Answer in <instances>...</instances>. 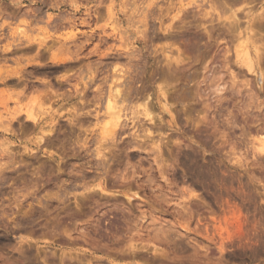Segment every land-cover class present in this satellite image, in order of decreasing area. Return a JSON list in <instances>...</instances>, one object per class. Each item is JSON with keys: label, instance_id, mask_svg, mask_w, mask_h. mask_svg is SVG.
<instances>
[{"label": "rangeland", "instance_id": "1", "mask_svg": "<svg viewBox=\"0 0 264 264\" xmlns=\"http://www.w3.org/2000/svg\"><path fill=\"white\" fill-rule=\"evenodd\" d=\"M263 11L264 0H0V210L39 221L0 245L22 235L28 254L48 264H144L154 246L169 264L218 256L256 264L264 256ZM119 75L123 117L108 142L104 92ZM248 227L260 243L227 251L233 228Z\"/></svg>", "mask_w": 264, "mask_h": 264}, {"label": "clouds", "instance_id": "2", "mask_svg": "<svg viewBox=\"0 0 264 264\" xmlns=\"http://www.w3.org/2000/svg\"><path fill=\"white\" fill-rule=\"evenodd\" d=\"M264 196V191L260 193ZM2 203V202H0ZM264 203V201H261ZM20 216L21 219L17 220L16 217ZM250 223V222H249ZM39 224L38 220H34L31 224L28 221L23 220V213L21 211L10 212L7 215L3 214L0 210V228H3L4 231L0 232V236H5L6 234H13L10 230H21L26 229L27 227L34 226ZM255 232L252 227H248L246 232L243 235H237L235 229L232 230V243L226 249L231 252L233 255H236L238 251H242L244 248H251L254 245L260 243L258 239H254ZM16 243L9 245H0V264H48L47 257L30 256L28 247H25L28 244V241L24 236H16ZM219 247V244L217 245ZM148 253V256L145 258L144 264H169V257L167 253L158 246H154L152 251H149L147 248L144 249ZM54 256L55 253H52ZM207 252L205 251V256ZM174 257L172 260L174 261ZM200 264H209L207 260H202ZM215 264H229V260L221 259V257H216ZM256 264H264V256L260 257Z\"/></svg>", "mask_w": 264, "mask_h": 264}, {"label": "bare ground", "instance_id": "3", "mask_svg": "<svg viewBox=\"0 0 264 264\" xmlns=\"http://www.w3.org/2000/svg\"><path fill=\"white\" fill-rule=\"evenodd\" d=\"M189 5H190V3H189ZM189 5H188V6H189ZM149 11H150V10H149ZM149 11H146V12L148 13ZM234 11H235V10H234ZM234 11H233V12H234ZM263 12H264V11H263ZM108 13H109V12H108ZM147 13H146V14H147ZM235 13H236V12H235ZM261 13H262V12H261ZM148 14H149V13H148ZM232 14H233V15H232ZM107 15H108V14H107ZM231 15L233 16V17L231 16V17L233 18V19H232V18H231V19L234 20V18H235V14L231 12ZM261 15H263V14H260V16H261ZM261 17H262V16H261ZM261 17H260V18H261ZM149 18H150V17H149ZM229 18H230V17H229ZM229 18H227V19H229ZM262 18H263V17H262ZM231 19H229V20H231ZM235 19H236V20H234L233 22L237 21V17H236ZM150 20H151V19H150ZM225 20H226V19H225ZM231 22H232V21H231ZM231 22H229V23L232 25L233 23H231ZM235 23H236V22H235ZM237 23H238V22H237ZM237 23L235 24V26L238 25ZM233 25H234V24H233ZM233 25H232V26H233ZM168 26H169V24H168ZM168 26H165L166 29L169 28ZM249 26H250V25H249ZM230 27H231V26H230ZM233 27H234V26H233ZM237 27H238V26H236V30H238ZM231 28H232V27H231ZM231 28H228V30L231 29ZM20 29H21V28H19V32H18V33L15 32V34H16V33H17V35H18V34H22V33L24 34V32H23V31H24L23 28H22L23 31H21ZM166 29H165V31H166ZM232 29H233V28H232ZM232 29H231V30H232ZM234 29H235V28H234ZM234 29H233V30H234ZM17 30H18V29H17ZM233 30H232V31H233ZM236 30H234V31H236ZM15 31H16V30H15ZM112 31H113V30H112ZM114 31H115V30H114ZM145 31H146V30H145ZM229 31H230V30H229ZM105 32H106V31H105ZM13 33H14V32H13ZM23 34H22V35H23ZM72 34H73V33H72ZM104 34H105V33H104ZM65 36H66V35H65ZM71 36H72V35H71ZM17 37L20 38V35L17 36ZM17 37H16V38H17ZM247 37H248V36H247ZM21 38H22V37H21ZM38 38H39V37H38ZM40 38H41V37H40ZM64 38H65V37H64ZM31 39H32V38H31ZM35 39H36V38H35ZM44 39H46V38H44ZM61 39H62V38H61ZM239 39H240V38H239ZM38 40H39V39H38ZM40 40H41V41H40L41 43L39 42L40 44H42V42L44 43V40H43V39H40ZM42 40H43V41H42ZM237 40H238V39H237ZM20 41H21V40H20ZM32 41H33V40H32ZM34 41H35V40H34ZM56 41H58V39H57ZM242 41H246V39H245V40H242ZM242 41H241V42H242ZM73 42H74V41H73ZM249 42H250V41H249ZM39 43H38V44H39ZM45 43H46V41H45ZM45 43H44V44H45ZM238 44H239V42H238ZM64 45H65V43H64ZM66 45H67V43H66ZM251 45H252V44H251ZM253 45H254V44H253ZM19 46H20V45H19ZM19 46H16V48L18 49ZM22 46H24V45H22ZM50 46H51V45H50ZM60 46H61V45H60ZM60 46H58V47L60 48ZM82 46H83V45H82ZM127 46H128V44H127ZM239 46H240V45H239ZM254 46H256V45H254ZM131 47H132V45H131ZM131 47L129 46V48H131ZM252 47H253V46H252ZM256 47H257V46H256ZM5 48H6V47H5ZM16 48H15V50H17ZM20 48H22V47L20 46ZM28 48H30V47L28 46ZM31 48H32V47H31ZM31 48H30V50H31ZM50 48H51V47H49V49H50ZM132 48H133V47H132ZM236 48H238V47H236ZM253 48H254V47H253ZM259 48H260V47H259ZM63 49H64V48H63ZM123 49H124V48H123ZM25 50H26V49H25ZM25 50L23 49V51H25ZM124 50H125V49H124ZM236 50H237V49H236ZM254 50H255V49H254ZM254 50H253V51H254ZM256 50H258V47H257ZM256 50H255V51H256ZM20 51H21V50H20ZM58 51H59V50H58ZM128 51H131V50H128ZM237 51H238V50H237ZM258 51H259V50H258ZM258 51H256V53H257ZM13 52H15V51H12V53H13ZM51 52H52V51H51ZM51 52H48V53H51ZM60 52H61V51H60ZM60 52H59V54H60ZM67 52L70 53V51H68V50H67ZM76 52H77V51H76ZM235 52H236V51H235ZM64 53H65V52H64ZM69 53H68V54H69ZM123 53H125V52H123ZM239 53H240V55H241V50L239 51ZM125 54H126V53H125ZM130 54H131V53H130ZM257 54H258L257 57L259 58L260 51H259ZM257 54H255V58H256V55H257ZM118 55H119V54H118ZM236 55H237V53H236ZM240 55H239V56H240ZM243 55L246 56V58H248L249 55H250V53H249V51L246 49V50L244 51V54H243ZM37 56H38L39 59H42V58H43V55H41V54H38ZM68 56H69V55H68ZM68 56H63V57H66V58H67ZM119 56H121V55H119ZM119 56H118V57H119ZM127 56H128V55H127ZM239 56H238V57H239ZM35 57H36V56H35ZM47 57H48V56H47ZM116 57H117V56H116ZM118 57H117V58H118ZM129 57L131 58L132 55H129ZM129 57H128V58H129ZM167 57H169V56L167 55ZM117 58H115V59H117ZM130 58H129V60H130ZM133 58H135V57H133ZM133 58H132L131 60H133ZM241 58H242V57H241ZM249 58H250V57H249ZM249 58H248V59H249ZM47 59H48V58H47ZM62 59H63V58H62ZM62 59H60V60L62 61ZM119 59H120V58H119ZM168 59H169V58H168ZM170 59H171V57H170ZM170 59H169V60H170ZM248 59H247V60H248ZM55 60H56V59H55ZM65 60H66V59H65ZM65 60H63V61H65ZM126 60H128L127 57H126ZM129 60H128V61H129ZM172 60H173V59H172ZM176 60H177V59H176ZM237 60H238V59H237ZM239 60H240V59H239ZM257 60H258V59H256V61H257ZM19 61H20V60H19ZM67 61H68V59H67ZM248 61H250V63H251L252 60H248ZM20 62L22 63V61H20ZM20 62H18V63H20ZM33 62H34V61H33ZM35 62H36V61H35ZM119 62H120V61H119ZM129 62L132 63L131 61H129ZM244 62H245V61H244ZM257 62H258V61H257ZM21 63H20V65H21ZM58 63H60V61H59ZM63 63H64V62H63ZM65 63H66V62H65ZM114 63H115V62H113V64H114ZM117 63H118V61L116 62V65L119 64V63H118V64H117ZM127 63H128V62H127ZM176 63H177V61H176ZM178 63H179V62H178ZM242 63H243V62H242ZM61 64H62V63H61ZM258 64H259V62H258ZM248 65H249V64H248ZM251 65H252V64H251ZM88 66H89V65H88ZM108 66H110V65L108 64V65H107V68H108ZM111 66H112V65H111ZM126 66H127V64H126ZM246 66H247V65H246ZM249 66H250V65H249ZM15 67H17V66H15ZM90 67H91V66H90ZM129 67H130V66H129ZM129 67H128V68H129ZM250 67H251V66H250ZM250 67H249V68H250ZM116 68H117V67H116ZM118 68L121 69L120 66H119ZM118 68H117V69H118ZM120 69L117 70L120 74H122V73H124V72H126V71H127V72L129 71V69H126V68H125L126 70L122 72L123 69H122V70H120ZM5 70H6V69H5ZM82 70H83V69H82ZM95 70H96V69H95ZM250 70H251V69H250ZM250 70H249V71H250ZM19 71H20V70H19ZM89 71H90V70H89ZM100 71H101V70H100ZM117 71L113 70L112 72H114V74H115V72L117 73ZM82 72H83V71H82ZM103 72H104V71H103ZM121 72H122V73H121ZM2 73H3V72H2ZM2 73H1V74H2ZM98 73H99V72H98ZM104 73H106V72H104ZM128 73H129V72H128ZM128 73H126V74H128ZM3 74H4V73H3ZM117 74H118V73H117ZM129 75H131V74H128V76H129ZM83 76H84V75H83ZM85 76H86V75H85ZM110 76H111V75H109V77H110ZM124 76H125V74H124ZM128 76L126 75L124 78L127 77L128 82H129V81L131 80V79H130L131 77H128ZM93 77H94V76H93ZM106 77L108 78V76H106ZM122 77H123V75H121V76L119 75V76L115 79V81H112V83H111L112 86H109V87L107 88V92H104V93H105V96H104V98H105V105H104L105 118H104V122H103L102 125H101V131H102V132H101V136H102L103 138H105L106 136H110V138H114L115 135H116V133H117L116 128H117V127H120V124H121V123H120V119L123 117V115L121 114V111H123L124 109L122 110L121 107H117L118 103H120L121 100H120L119 102H116V100H117L116 98H118V97L121 98V96H122V100L125 99V95H124L125 93L122 94V92H125V91H124V89H123L122 91L119 89V86L122 87V86H121L122 83H120V82H116V81H120V80L122 79ZM2 78H3V77H2ZM7 78H10V77H7ZM81 78H82V77H81ZM84 78H85V77H83V82H84ZM129 79H130V80H129ZM2 80H3V79H2ZM12 80H13V79H12ZM110 80H111V78H110ZM8 81H9V80H8ZM10 81H11V80H10ZM81 81H82V80H81ZM91 81H92V80H91ZM108 81H109V80H108ZM121 81L124 82V81H126V80H121ZM131 81L133 82V79H132ZM131 81H130V82H131ZM3 82H4V81H3ZM88 82H89V81H88ZM106 82H107V81H106ZM106 82H105V83H106ZM126 82H127V81H126ZM126 82L124 83L125 85H126ZM8 83H9V82H8ZM84 83H85V82H84ZM84 83H83V84H84ZM86 83H87V82H86ZM105 83H104V84H105ZM117 83H119V84H117ZM87 84H89V83H87ZM106 84H107V83H106ZM128 84H129V85H128ZM128 84H127V85L130 86V83H128ZM132 84H133V83H132ZM132 84H131V85H132ZM4 85H5V84H4ZM127 85H126V87L128 88ZM87 86H88V85H87ZM123 86H124V85H123ZM85 87H86V86H85ZM99 87H100V86H99ZM99 87H98V88H99ZM101 87H102V86H101ZM104 87L106 88L105 85H104ZM104 87H103V89H105ZM131 87L133 88V86H131ZM124 88H125V86H124ZM127 88H126V89H127ZM129 88H130V87H129ZM129 88H128V89H129ZM36 89H37V88H36ZM36 89H35V90H36ZM77 89H78V88H76L75 90H77ZM84 89H85V88H84ZM100 89H101V88H100ZM97 90H99V89H97ZM105 90H106V89H105ZM105 90H104V91H105ZM130 90H132V89L130 88V89L128 90V93H127V94L132 93ZM133 90H134V89H133ZM160 90H161V89H160ZM39 91H41V90H39ZM78 91H79V90H78ZM34 92H35V91H34ZM36 92H37V91H36ZM36 92H35V93H36ZM96 92H97V91H96ZM98 92H101V91H98ZM98 92H97V93H98ZM102 92H103V91H102ZM126 92H127V91H126ZM2 93H3V92H2ZM37 93H38V92H37ZM37 93H36V94H37ZM162 93H163V92H162ZM164 93H165V92H164ZM164 93H163V96H165ZM11 94H12V93L10 92L9 95H11ZM22 94H23V93H22ZM22 94H21V97L24 98V94H23V96H22ZM101 94H102V93H100L99 95H101ZM121 94H122V95H121ZM127 94H126V96L128 97ZM12 95H13V94H12ZM15 95L17 96V94H15ZM19 95H20V94H19ZM19 95H18V96H19ZM99 95L96 94V97H97V96L99 97ZM129 95H130V94H129ZM130 96H131V95H130ZM146 96H148V95H146ZM21 97H20V98H21ZM34 97H35V96H34ZM123 97H124V98H123ZM127 97H126V99L128 100ZM14 98H15V97H14ZM29 98H30V97H29ZM35 98H36V97H35ZM35 98H34V99H35ZM101 98H102V97H101ZM101 98H100V99H101ZM135 98H137V97H135ZM135 98H134V99H135ZM142 98L144 99L143 96H142ZM142 98L139 99L140 101H138V99H137L136 102L138 101L139 104H141V101H142L141 99H142ZM147 98H148V97H147ZM6 100H7V99H6ZM29 100H30V99H29ZM118 100H119V98H118ZM129 100H130V98H129ZM129 100H128V101H129ZM131 100H132V101H135V100H133L132 98H131ZM131 100H130V101H131ZM164 100H166L165 97H164ZM96 101H97V98H96ZM103 101H104V100H102V102H103ZM128 101H127V102H128ZM130 101H129V103H130ZM143 101L145 102V100H143ZM143 101H142V104H141V105H143V103H144ZM28 102H30V101H28ZM28 102H27V103H28ZM34 102H38V101L34 100ZM34 102H30V103H34ZM41 102H42V101H41ZM121 102H122V101H121ZM124 102H126V100H124ZM1 103H2V102H1ZM131 103H132V102H131ZM131 103H130V104H131ZM2 104H3V103H2ZM34 104H35V103H34ZM37 104H42V103H37ZM100 104H101V103H100ZM126 104H127V103H126ZM126 104H125V105H126ZM134 104H135V103H134ZM164 104H165V103H164ZM28 105H29V104L26 105V108L30 111V110L33 108V106L30 105L29 108H28ZM61 105H62V104H61ZM83 105H84V104H83ZM125 105L123 106V108L125 107ZM132 105H133V104H132ZM145 105H146V102H145ZM31 106H32V107H31ZM41 106H42V105H41ZM41 106H40V108H41ZM59 106H60V105H59ZM59 106H58V108H59ZM128 106H130V105L128 104ZM146 106L148 107V105H146ZM146 106H145V108L142 109L143 114H144L146 117H150V119H152L151 116H150L151 112L149 113V111H148V110H150V109H146ZM34 107H35V106H34ZM37 107H38V106H37ZM131 107H132V106H131ZM143 107H144V106H143ZM167 107H168V105H167ZM22 108H23V107H22ZM30 108H31V109H30ZM102 108H103V107H102ZM126 108H127V105H126ZM126 108H125V109H126ZM128 108H129V107H128ZM132 108H134V106H133ZM132 108H131V109L129 108L130 111H133ZM137 108H138V107H137ZM137 108H136V109H137ZM149 108H150V107H149ZM76 109H78V108H76ZM76 109H75V110H76ZM18 110H19V108H18ZM126 110H127V109H126ZM126 110H125V115H124V116H127V115L129 114V113L126 112ZM139 110H140V108H139ZM139 110L137 111V115H138V113L140 112ZM25 111H27V110H25ZM29 111H28V112H29ZM31 111H32V113H34V112H33V111H34L33 109H32ZM31 111H30V112H31ZM78 111H79V110H78ZM142 111H141V112H142ZM150 111H151V110H150ZM38 112H39V110H38ZM141 112H140V113H141ZM41 113H42V112H41ZM77 113H78V112H77ZM122 113H123V112H122ZM126 113H127V115H126ZM131 113H132V112H131ZM140 113H139V114H140ZM12 114H13V113H12ZM133 114H134V113H133ZM133 114H132V115H133ZM135 114H136V111H135ZM135 114H134V115H135ZM13 115H14V114H13ZM26 115H27V114H26ZM29 115H31V117H33L32 115H34V114L29 113ZM82 115H83V114H82ZM134 115H133V116H134ZM101 116H102V115H101ZM133 116H131V117H133ZM139 116H140V115H139ZM103 117H104V116H103ZM103 117H102V118H103ZM141 117H142V116H141ZM152 117H153V116H152ZM29 118H30V117H29ZM29 118L27 117V119H29ZM33 118H34V117H33ZM39 118H40V117H39ZM72 118H76V116L74 115V117H72ZM72 118H71V119H72ZM133 118L138 119V116H137V118H136V115H135ZM131 119H132V118H131ZM147 119H148V118H147ZM30 120H31V118L29 119V121H30ZM74 120H75V119H72V121H74ZM121 120H122V119H121ZM132 120H133V119H132ZM31 121H32V120H31ZM31 121H30V122H31ZM70 121H71V120H70ZM99 121H100V120H99ZM137 121H138V120H137ZM151 121H152V120H151ZM27 122H28V120H27ZM33 122H34V121H33ZM33 122H32V123H33ZM95 122H96V121H95ZM132 122H133V121H132ZM149 122H150V121H149ZM28 123H29V122H28ZM52 124H53V123H52ZM96 124H97V123H96ZM135 124H136V123H135ZM135 124H134V125H135ZM122 125L124 126V124H122ZM122 125H121V126H122ZM142 126H143V125H142ZM5 127H6V126H5ZM138 127H139V126H138ZM51 128H52V127H51ZM51 128H50V129H51ZM133 128H134V126H133ZM117 129H118V128H117ZM120 129H121V128H120ZM139 129H141V130H143V131H146L147 127H146L145 130H144L143 127H142V128H139ZM118 130H119V129H118ZM121 130H122V129H121ZM137 130H138V129H137ZM147 130H149V129H147ZM6 131H8V130L6 129ZM40 131H41V130H40ZM139 131H140V130H139ZM143 131H142V132H143ZM51 132H52V130H51ZM136 132H137V131H136ZM136 132H135V134H136ZM142 132H141V134H142V136H144V135H143L144 132H143V133H142ZM147 132H148V131H147ZM42 133H43V134L45 133V136H44V137H46V133H47V132H45V131L43 132V129H42ZM48 133H50L49 130H48ZM148 133H149V132H148ZM118 134H119V133H118ZM138 134H139V133H138ZM144 134H145V133H144ZM42 136H43V135H42ZM116 136H117V135H116ZM139 136H140V135H139ZM41 138H42V137H41ZM47 138H48V137H47ZM99 138H100V136H99ZM99 138H98V139H99ZM137 138H138V137H137ZM39 139H40V136H39ZM39 139H38V140H39ZM105 139H107V138H105ZM263 139H264V138H263ZM263 139H258V140L262 143V144L259 146V148L262 149V150H264V140H263ZM108 140H110V139L108 138L107 141H108ZM262 140H263V141H262ZM107 141L105 140V142H107ZM39 142H40V141H39ZM108 142H110V141H108ZM108 142H107V143H108ZM102 144H103V143H102ZM102 144H98V145H102ZM103 145H104V144H103ZM97 147H98V146H97ZM97 147H96V148H97ZM99 147H100V146H99ZM103 148H104V147H102V149H103ZM102 149H101V150H102ZM9 151H10V150H9ZM6 152L8 153V151H6ZM101 152H102V151H100V149H98L96 153H97V155H99V154H102V153H103V152H102V153H101Z\"/></svg>", "mask_w": 264, "mask_h": 264}]
</instances>
